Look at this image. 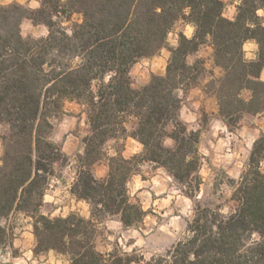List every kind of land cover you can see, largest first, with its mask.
<instances>
[{
	"label": "trees",
	"instance_id": "16d2710c",
	"mask_svg": "<svg viewBox=\"0 0 264 264\" xmlns=\"http://www.w3.org/2000/svg\"><path fill=\"white\" fill-rule=\"evenodd\" d=\"M224 7L223 0H40L36 9L17 2L0 4V123L6 126L0 134V218L7 220L14 213L31 218L38 244L34 254L54 249L67 254L72 264L143 261L142 254L117 246L96 251L95 240L107 217L119 214L125 227L144 219L146 211L131 201L125 184L147 161L173 176L194 206L185 228L190 238L176 240L144 264H264V135L253 141L245 168L233 181V206L223 213L219 206L195 199L202 182L200 130L188 133L178 119L183 97L178 98L176 90L184 92L202 79L229 128H237L245 115L264 110V17L256 15L257 9H264V0H241L234 21L221 15ZM185 9L190 11L186 14ZM72 13L80 20L68 31L62 23ZM24 18L47 26V37H22ZM178 20L196 25L192 38L178 32V46L169 48L164 74H152L143 86L132 87V65L165 46ZM248 40L259 45L255 61L244 59L242 45ZM206 44L213 49V66L207 68L203 58L188 66V54ZM113 71L116 75L105 83ZM65 100L82 106L88 125L70 193L89 205V216L69 212L66 218L58 215L50 221L38 209L53 164L68 161L49 138L51 118ZM170 122L175 130L169 132L165 129ZM168 135L176 141L175 151L161 146ZM128 136L143 149L124 156L122 146L114 147L117 155L110 156L108 141ZM188 154L193 159L185 163ZM102 159L109 171L97 181L93 166ZM253 232L262 239L246 246ZM11 241L7 225V231L0 229V245Z\"/></svg>",
	"mask_w": 264,
	"mask_h": 264
},
{
	"label": "rangeland",
	"instance_id": "374dc122",
	"mask_svg": "<svg viewBox=\"0 0 264 264\" xmlns=\"http://www.w3.org/2000/svg\"><path fill=\"white\" fill-rule=\"evenodd\" d=\"M36 1L40 4V0ZM223 1L225 3L223 12H226L230 6L235 4V0ZM10 2H17L29 9H33L29 7L32 0H28V3L27 0H23V2L21 0H0V4ZM79 20L80 15L72 13L68 20L63 21L62 25L67 27L69 31L70 26ZM25 25H27V28L23 27ZM180 25V20L176 21L167 34L166 44L161 50L152 56L138 59L132 65L130 81L132 86L135 85L134 88L143 86L144 77H148V68L152 60L155 59V66H158L162 60V51L173 47V41L178 37L177 31L180 32ZM45 27L47 28L44 24H35L32 20L24 18L21 22V33L26 32V36L40 37L34 35V33H38ZM175 33H177V36H175ZM152 74H150L149 79ZM200 81L194 86L202 85L204 88V84H201ZM181 92L183 93L182 105H186L194 113H199L195 122L199 125L198 129L200 130L198 147H203L208 153L207 156L200 154L201 165L198 173L202 182L195 199L202 205L219 206L223 213H227L233 206V201L230 199L234 187L233 181L238 180L230 176L229 173L235 174L239 171L241 174L251 150L248 149V141L250 139L254 141L256 139H253L254 137L264 135V131H258V124L250 115H245L237 128H229L218 113L212 111L214 107L212 101L208 100L203 106L193 109L192 98L190 99L192 97L190 88ZM193 96L198 98L195 94ZM51 121L53 127L49 138L52 140V138L59 135L60 139L55 143L61 147L62 152L68 157V161L63 164L61 162L53 164V172L50 175L41 208L47 211L49 215L59 210L57 216L67 211L68 213L76 212L88 217L89 205L84 201L75 200L70 193V186L75 175L74 164L76 155L80 153L81 148H84L82 137L88 133V125L85 121L82 106L74 101L65 100L61 109L53 115ZM216 121H220L227 130L222 131L219 128H215L213 125ZM131 124V121L127 124L128 129H131ZM189 126L191 125H187V127ZM5 130L1 129L0 134L5 132ZM111 141L113 142L107 145L108 154L114 150V147L120 146H122V154L124 156L138 153L132 151L136 147L137 142L131 140V138L127 139L126 137ZM241 164L243 169L240 168ZM105 166H107V162L102 159L93 166V173L102 171ZM161 168L153 164L146 168L139 167V171L130 177L128 182L132 185V188H127L129 197L131 201L138 202L141 205L143 210L146 211V215L140 223L131 227L123 226L119 220L116 223V216L105 218L98 226L95 240L97 249H105L103 252H106L108 247L112 249L117 246L123 250L130 249V252L135 250L136 254L140 253L143 256V261L138 264H144L150 258L163 254L176 240L185 236L186 222L191 218L184 215V210L188 208L186 201L191 202L190 211L193 213L194 199L188 197L173 180L169 181L167 176L170 174L164 168L165 172L162 173L160 171ZM136 176H139V183L142 185L139 188L135 187L137 183ZM143 193H147V196L143 195ZM44 197L49 199L44 200ZM55 201H60V203L57 204ZM145 204L147 205L146 208ZM225 209H227V212H225ZM7 220L12 232L11 244L7 245L11 246L14 239H19L21 247L13 250V256H22L32 243L29 239V236L33 235L31 219L21 213H14ZM110 223H116V226L109 227ZM29 224L31 225L30 228ZM17 228L19 232H14V229ZM109 236H114L115 238L109 240ZM159 249L163 251L160 252L158 251ZM145 254H151L148 260L144 259ZM59 258V256L55 257V259Z\"/></svg>",
	"mask_w": 264,
	"mask_h": 264
},
{
	"label": "clouds",
	"instance_id": "9594fccd",
	"mask_svg": "<svg viewBox=\"0 0 264 264\" xmlns=\"http://www.w3.org/2000/svg\"><path fill=\"white\" fill-rule=\"evenodd\" d=\"M21 2H23V0H21ZM241 3V0H235V4H239ZM235 4L233 6H230L226 12H222L221 15L225 18H227L230 21H234L235 16L237 15V9L235 7ZM30 8H38L39 7V3L36 2V0H32V2L29 4ZM157 13L160 12V9L157 8L155 10ZM190 10L189 9H185V13L187 14ZM256 15L258 17H264V9H257L256 11ZM249 27L254 28L255 25L254 24H249ZM25 28H27V25L23 26ZM196 30V25L195 24H191L187 27V30L185 31L184 35L186 38L191 39L193 33ZM26 32H22L21 35L22 37L26 36ZM69 35H71V32L68 33ZM34 35L36 36H44L47 37L48 35V30L47 28H42L41 31H39L38 33H34ZM208 39L210 40L211 37H208ZM173 47H177L178 45L176 44L175 41H173ZM242 48L245 52V57L244 59L246 61H255L257 59V55L255 54L258 51L259 45L255 42V41H247L242 45ZM213 51V49L211 47L208 48V54H211ZM167 55H171V53H168ZM194 60L193 57L188 56L186 57V63L188 66H191L193 64ZM116 75L115 71L110 72L107 76H105V83L108 82V80L110 79L111 76ZM261 79H264V76L261 77ZM147 83V81H146ZM132 87H135V85H133ZM177 96L179 98V96L183 95V93L180 91V89L176 90ZM250 99V93H249V97ZM199 107L198 104H193L192 108L193 109H197ZM198 115L199 113H194L192 111L189 110V108L186 105H181L180 110H179V115H178V119L186 124V125H191L189 127L186 128V132L188 133H194L198 130L199 125L196 124L195 122L198 119ZM215 128H219L222 131H226V127L222 126L220 121H216L215 124L213 125ZM166 131H174L175 130V125H171L170 122V126H166ZM258 138V137H254L253 139ZM60 137L59 135L55 136L54 138H52V142L55 143L57 141H59ZM113 141H108V143H112ZM252 143L253 140L250 139L248 141V149H251L252 147ZM175 145H176V141L170 136H165L162 141H161V146L165 149H170L172 151H175ZM144 145L137 142L136 147L132 150L134 153L135 152H140L143 149ZM80 154L83 155L84 154V149L81 148L80 149ZM202 154L203 156H207L208 153L207 151L204 150L203 147H198V155ZM109 155L112 157H115L117 155L115 150H112L109 152ZM127 158V157H125ZM193 159V156L191 154H188L185 156V163L190 162ZM150 163H154V162H144L142 165H138V167L141 168H146L149 167ZM240 168L243 169V165H240ZM109 169L107 168V166H105L103 168L102 171L94 173L93 174V179L100 181L103 180L107 173H108ZM160 171L163 173L165 172V170L163 168L160 169ZM230 176H233V178L235 179H239L240 173L239 171H237L235 174L233 173H229ZM73 179H75V177H73ZM137 183L135 184L136 188L141 187L142 185L139 183V176L135 177ZM167 179L169 181L174 180V177L171 175L167 176ZM126 188H132V185L126 181L125 184ZM234 190V189H233ZM159 194V193H157ZM143 195L147 196V193H143ZM48 197H44V200H48ZM55 203L59 204L60 201H55ZM188 208L184 210V215L192 217L193 213L190 211L191 209V202L190 201H186ZM147 207V205L145 204V208ZM38 212L40 215L46 216L48 217V219L51 221L53 220L54 217L57 216L59 210L54 211L51 213V215H49V213L47 211H45L43 208L38 209ZM225 212H227V209H225ZM68 215L67 211H64L62 213H60V218H66ZM118 215L117 214V221L116 223H118ZM87 218V217H86ZM31 219V218H29ZM178 219V218H177ZM9 221L5 220L3 218H0V229H4L5 231H7V225H8ZM116 223H110L109 227H115ZM31 227V225L29 224V228ZM40 227H42V225H40ZM14 232H19V229H14ZM185 235H188L190 238V234L185 233ZM114 236H109L108 239L112 240L114 239ZM29 239L32 241L31 245L29 246L28 250L26 252H24V254L22 256H13V250L14 249H19L21 247V241L19 239H14L12 242L11 246H8L7 244L0 246V264H72L71 259L68 257L67 254H58L56 253V251L54 249H48L47 252H40L37 254H34V249L38 246L37 242H36V238L34 235L29 236ZM67 237H65V241H67ZM262 237L256 233L253 232L251 234L250 239L247 241V245L246 246H250L253 245V243H259L261 241ZM96 251L99 252H103L105 251V249H95ZM107 251H111V247L107 248ZM125 251H129L130 249H126ZM158 251L162 252V249H159ZM241 252L244 251V249H240ZM151 254H145L144 255V259L148 260L150 258ZM56 256H59V259H55Z\"/></svg>",
	"mask_w": 264,
	"mask_h": 264
},
{
	"label": "crops",
	"instance_id": "0c3cea01",
	"mask_svg": "<svg viewBox=\"0 0 264 264\" xmlns=\"http://www.w3.org/2000/svg\"><path fill=\"white\" fill-rule=\"evenodd\" d=\"M36 2H38V1H36ZM27 3H28V0H27ZM180 22H181V25H180L179 30L181 32L185 33V31L187 30V27L189 25H191V24L183 22L182 20H180ZM177 33H178V31H177ZM177 33H175V36H177ZM174 41L177 43V38H175ZM248 41H254V40H248ZM209 47H211V46L208 45V44L203 45L198 50H196L195 52H192V53L188 54V56L193 57V60H195L196 58H203L205 60L206 67L207 68H211L213 66V59H212V53L208 54V48ZM162 52H163L162 60L160 61V64L158 66H155V64H156L154 62L155 59H153L152 62L150 63V66L148 68V73L149 74H148V77H144L143 85L146 84V81L147 82L149 81V76H150L151 73L158 74V75H163L164 74L166 63H167V60L169 58V55H167V54L170 53V50L167 49V50H164ZM217 71H218V69H215L216 73H217ZM262 76H264V68L262 69V71L260 73V78ZM262 80H264V79H262ZM205 81H206V79H202L200 81V83L204 84ZM190 94H192V97H190V99L192 98V100H191L192 104H198L199 106H203L204 103L209 100V101H212V103H214V107L212 108V111L213 112H217L218 111V107H217V102H216L215 96L209 95L208 93H206L204 91V88L202 87V85L201 86H192L190 88ZM194 94L197 95L198 98H194V96H193ZM250 116H252L256 120V124H258V131H261V130L264 131V110L261 113H259V114L250 115ZM1 129H6V126L4 124L0 123V130ZM128 138H131V140H133L135 142H138L136 139H134V138H132L130 136H128L127 139ZM2 152H3V147H2V142H1V139H0V157L2 155ZM74 199L77 200V201H83V200H78L75 196H74Z\"/></svg>",
	"mask_w": 264,
	"mask_h": 264
}]
</instances>
